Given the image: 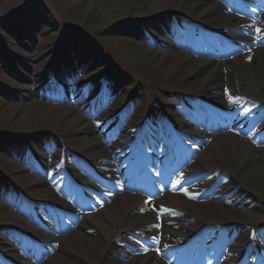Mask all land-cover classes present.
Returning a JSON list of instances; mask_svg holds the SVG:
<instances>
[{
	"label": "bare ground",
	"instance_id": "6f19581e",
	"mask_svg": "<svg viewBox=\"0 0 264 264\" xmlns=\"http://www.w3.org/2000/svg\"><path fill=\"white\" fill-rule=\"evenodd\" d=\"M92 2L85 4L76 2L78 7L73 11V16L66 18H74V23H81L84 19L89 18L91 23L97 27H108L111 35L99 39L110 45L111 48L109 47L108 50L113 55L116 51L118 52L119 58L115 57L117 60H125L124 65L129 63L136 67H142L144 70L161 71L165 76L173 78L174 82L183 85L188 93L199 91L206 94L210 91L219 93L224 86H229L239 90V95H251L255 99L262 98L264 101V49L261 47H255L234 59L214 63L194 60L180 52L152 50L138 40L140 28L143 25H149L156 15L163 12L181 11L191 14L208 27L221 31L223 36L256 42L259 36L251 37L249 35L250 19L246 15L238 12L221 13L219 11L221 5L218 0H93ZM3 18L7 19L10 16ZM140 21L145 23L141 24ZM154 23L150 26L152 30L155 27ZM40 24L46 27L54 25L53 19L48 18L47 21L45 15L43 19L41 17ZM132 35L133 37H131ZM100 36L102 37V35ZM30 46L36 48L32 44ZM87 46L88 43L81 45L82 53L75 49L71 43L69 47H59L56 49L60 54L57 57L64 59L72 54L75 55V60L88 67L105 70L109 63L107 58L103 56L105 59L100 57L95 61L97 53L86 52ZM27 74H30L28 70ZM9 75H11L10 72ZM27 78L29 84L35 86V90H30L32 97L25 105H10L0 98L7 120L13 122L14 125L22 122H28L27 124L30 125L33 120H40L48 122L52 127H68L69 132L66 138L69 142L68 147L76 149L83 147L84 153L96 156V152L92 149L98 148L97 151H100V143L95 136V129L92 128L85 116L74 111V108L62 109L39 104L40 102L36 99L37 94L34 92L40 87L43 77L42 75L37 77L27 75ZM74 92L81 100L89 95V91L83 86L76 87ZM27 97L29 98V94ZM162 108L168 109L166 105H158L152 107L151 110ZM232 110L236 112L237 107L233 106ZM239 128L249 130V126L246 128L243 124ZM15 130L17 129L15 128ZM17 133L24 134L27 131L21 129ZM82 136L87 137L86 141ZM26 139L32 141L34 137L27 136ZM12 143L10 141L5 144V147H8L7 152L12 147ZM262 144H264L263 136L241 137L234 130L226 135L212 138V142L204 149L198 163V165H202L201 169L210 170L204 175L205 178H208L204 184L215 185L218 183L222 187V191L217 192L215 200L211 202L201 200L197 194L188 189L178 190L175 195L165 192L157 199L158 205H164L163 209L154 212L150 208L148 196L140 188V184L143 178L153 180V177L159 178V174H105L106 177L112 178L116 185L125 188L126 192H135L134 196L122 194L115 197L110 204H105L102 210L104 215L97 213L88 216L90 222L106 233V238L109 236L106 229L107 223L117 224L119 230L113 236L116 242H102V246H95L94 242L87 240L88 238L73 233L63 239L68 250L67 255L71 257L72 262L62 264H83L84 262L94 264V258L108 259L112 264H166L164 260L170 258L168 262L173 261V257L176 256L175 252L180 250V247L174 243L172 245L169 239L168 233L172 231V226L186 230L185 236L175 234L179 241H185L191 237L185 222L191 220L206 225L223 218L225 221L240 226L248 221L264 220V146ZM171 146L176 149L185 146L190 151L193 150L194 141L182 138L177 143L169 144V147ZM6 153L0 155V161L5 159ZM145 161L142 162V165L145 166V163L148 168L152 169L154 162L150 160L149 154ZM97 178L99 179V176ZM18 179L32 188L43 184L39 180L29 179L24 175L18 176ZM135 188L137 189L133 190ZM212 189L214 190V188ZM102 190L103 187H100L101 194H103ZM231 192H234L233 198L223 202V195L228 196V193ZM51 195L49 190L41 193V197L50 199V201ZM184 195L190 196L192 201L182 198ZM63 203L64 201H59V204ZM146 238L155 239L154 246L160 247V256H157L156 259L153 256L154 249L146 248L148 251L145 258L134 257L128 261L127 257L133 254V251L141 249L140 244ZM241 238L237 233H230L227 241L216 250L221 252L230 250L233 253L247 251L245 254L247 259L255 260L261 264L264 261V250L249 240L243 243Z\"/></svg>",
	"mask_w": 264,
	"mask_h": 264
},
{
	"label": "rangeland",
	"instance_id": "374dc122",
	"mask_svg": "<svg viewBox=\"0 0 264 264\" xmlns=\"http://www.w3.org/2000/svg\"><path fill=\"white\" fill-rule=\"evenodd\" d=\"M92 1L93 0H29L27 3H23V0H0L1 14H4L5 10L9 9V6H14L16 8L15 12L12 14V16H10V18H0V40H3L2 36L5 35L6 37H9L8 41L12 42L6 43L7 46L0 45V64L6 66V58L7 62L8 58L11 61H15V58H11V54L17 57L22 64L26 62L28 57H30L31 59L35 58L37 60H40V58L46 55L49 50L52 51L54 48H59L62 46V44L69 47L71 43L75 49L81 51V45L86 44L87 41H89L87 46L88 49L91 48L89 47V44H91L94 50H90L98 53L96 54L98 55V59H100V57L103 59L109 58L111 61L107 66H112V69L116 71L118 75L120 73L123 74V76H127L130 73L135 77L133 78L134 80H137L138 77H140L141 80L147 84L148 82H151L153 86H155L154 90L156 94L162 95L161 91L164 90L163 94H165V97H167V90H185V87L183 85L178 82H174L173 78L165 76V74H163V72L161 71L144 70L142 69V67H136L135 65L129 63L125 65L129 73L120 69L119 67H113V65L115 64L113 58H115V56L119 58L118 52L116 51L113 55L108 50L110 45L107 42L103 43L100 41L101 38H107L108 35H111V32L107 29L108 27H97L95 26V24L91 23V20L89 18L84 19V21H82L81 23H74V18H66L67 16H70V18L71 16H73V11L78 7L76 2L85 4L87 2L93 3ZM44 15L47 21L48 18L51 20L53 19L54 25L48 26L47 28L43 25H39L40 28H43V31H41L38 35L37 32L35 33L30 24L36 28L41 21V17L42 19L44 18ZM157 16L159 17L160 14L156 15V17ZM142 23L143 22H141V24ZM24 26H27L30 29L31 32L28 34L33 38L27 34V31H25V29H23ZM10 31H17L19 32V35L11 38ZM100 35H102V37ZM131 37H133V35ZM27 38L29 40L27 41L28 44H33L36 48H32L30 46L23 47V49L21 48L22 46L20 45V42H18V40L25 41L27 40ZM105 49H107L106 53L104 51ZM102 55H104L105 58ZM70 57H72V54H70ZM122 60L121 62L124 64L125 60ZM1 65L0 98L10 105H25L28 102L29 98L32 97V93H27L24 89L26 83L24 82L25 77L23 78V74H25L23 68L18 69V71H16L17 74H12L9 76L7 75V70H5V68H2ZM35 67H32V70L34 72L36 70ZM133 83L134 81H130V85ZM130 85H128L126 93L133 94L135 92V89H132V86ZM142 91H139V93ZM27 94H29V98L27 97ZM58 95L60 94H55L57 102H66L68 96L59 97ZM137 97H139L140 101L145 104H142V109H147L149 105L153 103L152 101L156 100V98L153 96L149 99L147 98V95L143 96V94L142 97L141 94ZM123 98H126V96H124ZM36 99H38V102H40L39 104L49 105L48 102H43L39 98ZM3 109L4 105L0 103V155H3V153L7 151L8 147H5V144L10 141L13 142L12 147L14 149L12 150V152L19 151V149L17 148L25 147L26 144L25 146H23L20 145V143L21 140L28 142V140L26 139L27 136L36 138L32 140V142H28L30 145L40 143L41 141L46 142V138L51 137V139H53L52 136H59L63 139L64 142L66 141L65 138L68 136L69 132L68 127L56 128L50 126L48 122L40 120H33L30 125L27 124L28 122H22L21 124L19 123L18 125H14L13 122H9V120H7ZM15 128L17 130H15ZM21 129H25V132L27 131V133H17L18 130ZM83 139L86 140L85 137ZM83 149V147L79 148V152H81ZM38 152L41 153L42 151L39 150ZM21 157L24 158L25 153H22ZM37 159L39 161H42V159L40 158ZM21 161H24V159L19 158V160H14V157L12 155L10 156V154H5V159H3V161H0V188L3 189L4 183H9L11 181L10 184L14 185L16 187V190L17 188H20L19 195H21L20 193L26 194L28 191L31 194V198H36L41 192L45 191V186L37 189H31L30 186H27V184H24L22 181H20L18 179V176L24 175L25 177L29 179L33 178L34 180H38L41 176L39 174L30 173ZM22 170H26L27 174L22 172ZM54 174L55 172H50V177H53ZM13 179L16 181H14ZM16 216L18 215L15 214V210H13L12 206L7 202H5V205H2V202L0 200V227L3 226L5 221L9 222L18 220ZM221 220H223V218ZM84 221L85 222H77L76 225L70 223L67 229H61V237L57 239L55 246L51 250L50 248H45L46 252L48 253L46 254L44 251V253L41 254L43 256L39 260H36L34 264H62L66 262H72L71 257L67 255L68 250L66 245L63 243V239L69 237L73 233H78L83 237L88 238L87 240H91L92 242H94L95 246H102V242H104L102 241V238L106 233L103 232L100 234V229L95 232L91 227H89V225H87V220ZM18 225L21 226V223H18ZM106 227H108L106 228L107 232L111 234L108 238L110 239L112 238L113 234L116 233L118 225H114L113 223L108 222ZM0 230H3V228H0ZM53 230H55L54 227ZM99 263V259L94 258V264ZM83 264L86 263L84 262Z\"/></svg>",
	"mask_w": 264,
	"mask_h": 264
}]
</instances>
